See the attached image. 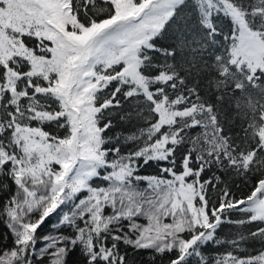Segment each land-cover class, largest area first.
<instances>
[{
    "label": "snow or ice",
    "instance_id": "snow-or-ice-1",
    "mask_svg": "<svg viewBox=\"0 0 264 264\" xmlns=\"http://www.w3.org/2000/svg\"><path fill=\"white\" fill-rule=\"evenodd\" d=\"M0 264H264V0H0Z\"/></svg>",
    "mask_w": 264,
    "mask_h": 264
}]
</instances>
